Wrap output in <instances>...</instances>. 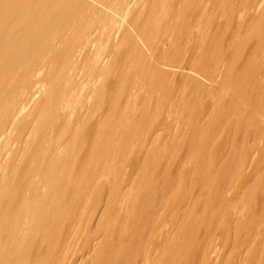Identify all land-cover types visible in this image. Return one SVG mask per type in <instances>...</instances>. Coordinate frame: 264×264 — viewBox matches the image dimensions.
<instances>
[{"label":"bare ground","instance_id":"6f19581e","mask_svg":"<svg viewBox=\"0 0 264 264\" xmlns=\"http://www.w3.org/2000/svg\"><path fill=\"white\" fill-rule=\"evenodd\" d=\"M0 264H264V0H0Z\"/></svg>","mask_w":264,"mask_h":264}]
</instances>
